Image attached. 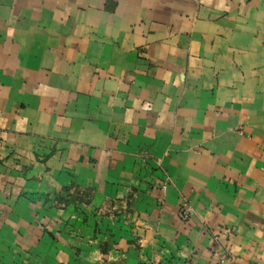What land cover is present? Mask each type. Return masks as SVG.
<instances>
[{"label": "crops", "instance_id": "0c3cea01", "mask_svg": "<svg viewBox=\"0 0 264 264\" xmlns=\"http://www.w3.org/2000/svg\"><path fill=\"white\" fill-rule=\"evenodd\" d=\"M0 264H264V0H0Z\"/></svg>", "mask_w": 264, "mask_h": 264}, {"label": "built area", "instance_id": "2783aa9c", "mask_svg": "<svg viewBox=\"0 0 264 264\" xmlns=\"http://www.w3.org/2000/svg\"><path fill=\"white\" fill-rule=\"evenodd\" d=\"M190 213V208L188 207L187 204H185V209L183 210V217L187 218L189 216Z\"/></svg>", "mask_w": 264, "mask_h": 264}, {"label": "rangeland", "instance_id": "374dc122", "mask_svg": "<svg viewBox=\"0 0 264 264\" xmlns=\"http://www.w3.org/2000/svg\"><path fill=\"white\" fill-rule=\"evenodd\" d=\"M185 204L182 205L181 218L184 219V220H187L189 218V216H190V213H189V216L187 218L183 217V210L185 209Z\"/></svg>", "mask_w": 264, "mask_h": 264}]
</instances>
